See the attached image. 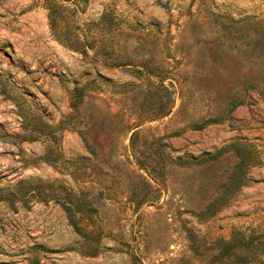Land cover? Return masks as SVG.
I'll return each mask as SVG.
<instances>
[{
	"label": "rangeland",
	"instance_id": "rangeland-1",
	"mask_svg": "<svg viewBox=\"0 0 264 264\" xmlns=\"http://www.w3.org/2000/svg\"><path fill=\"white\" fill-rule=\"evenodd\" d=\"M0 264H264V0H0Z\"/></svg>",
	"mask_w": 264,
	"mask_h": 264
}]
</instances>
